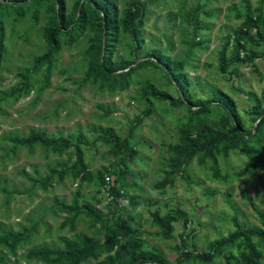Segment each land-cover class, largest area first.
<instances>
[{"label": "rangeland", "instance_id": "obj_1", "mask_svg": "<svg viewBox=\"0 0 264 264\" xmlns=\"http://www.w3.org/2000/svg\"><path fill=\"white\" fill-rule=\"evenodd\" d=\"M129 1L116 0L120 8ZM138 1L144 3L140 48L134 55L129 54L132 39L120 30L113 43L112 59L141 61L152 49H158L169 60L184 59L187 93L193 99L210 97L215 90L226 93L244 129L253 130V97L261 99L264 90L263 47L246 40L240 54L253 51L252 60L231 62L229 56L246 13L264 16V1ZM73 2L66 0L67 11ZM197 3L201 5L200 28L192 38L193 26L184 20V13ZM22 10L18 19L13 8H7L1 17L0 235L24 229L27 235L12 250L0 243L1 264H51L28 261L25 253L31 247L63 249L62 238L74 240L81 233L102 243L106 222L115 226L120 219L126 220L128 236L140 243V249L159 258L157 264H225L226 260L241 264L242 249L237 246L225 249L210 262L198 260L196 254L206 253L211 241L231 233L235 222L264 228V131L262 149L243 144L224 153L220 146H214L215 160L205 156L200 161L196 154L188 164L173 170L168 146L179 141L188 116L186 107L175 108L166 101L151 99L150 113L139 124L136 121L145 110L137 100L140 86L149 83L176 97L175 85L151 66L138 69L123 91L110 92L99 87L97 81H84V51L91 35L88 29L72 44L61 46L47 81L43 66L31 72L27 93H13L23 81V70L45 50V4H28ZM188 42L194 44L193 48ZM219 111L211 105L209 114L199 123L200 129H217ZM31 131L39 134L37 142L15 144L13 137H25ZM191 132L194 134V130ZM76 135L92 140L79 144L82 162L91 173L84 180L75 176L80 167L75 145L64 147L51 142ZM107 165L119 172L113 175L120 196L113 202L98 192L97 171ZM162 178L169 182L156 186ZM175 210L181 213L171 222V235L165 236L153 214L162 216ZM74 214L75 219L68 221ZM253 240L257 243L256 237ZM256 247V262L264 264V243ZM180 253L187 254L181 261ZM107 255L102 253L80 264H105ZM128 259L121 255L114 264H129Z\"/></svg>", "mask_w": 264, "mask_h": 264}, {"label": "trees", "instance_id": "obj_2", "mask_svg": "<svg viewBox=\"0 0 264 264\" xmlns=\"http://www.w3.org/2000/svg\"><path fill=\"white\" fill-rule=\"evenodd\" d=\"M65 2L66 0H0V61L4 51L1 17L4 15L5 10L13 8L15 17L18 19L23 15V6L44 3L47 14V23L42 30L45 50L42 54L33 58L31 67L23 70L21 73L23 81L16 86L13 93L21 91L27 93L30 88L29 76L31 72H36L43 66L44 80L47 81L52 71L54 57L60 51L61 46L63 44H72L81 33L88 29L91 35L84 51L87 57V65L83 77L84 81L89 79L93 82L97 81L99 87L106 88L110 92L116 90L123 91L129 87L130 79L138 69L151 66L161 70L168 83L175 85L174 88L178 93L176 97H172L169 93L156 89L149 83L140 86L137 100L144 104L145 110L136 121V124H139L140 120L150 113L149 106L151 99L166 101L170 106L175 108L186 107L188 116L181 126L179 141L168 146L170 154L168 158L169 166L173 170H179L185 164H188L196 154L199 155L200 161L204 160L205 156H211V159L215 160L213 157L214 146H220V150L224 153L243 144H254L256 147L262 149L264 90L261 99L253 97L254 105L251 108L250 114L252 115V120L256 121V125L253 130H245L241 124L240 117L236 113L233 100L226 93L215 90L210 97L198 99H193L187 93L185 75L182 71L185 64L184 59L169 60L158 49L147 51L141 61L138 59H112L113 43L117 40L120 30L126 32L132 39L133 45L129 50V54L134 55L136 50L140 48L143 2L130 0L126 7L120 8L116 0H74L69 11L66 10ZM200 9L201 5L197 3L191 11L184 13V20L193 26L192 38L197 36L200 28L198 20V11ZM246 40L262 45L264 51V16H261V14L258 17H254L249 12L246 13L235 34L232 52L229 56L231 62L253 59L255 55L253 51L246 52L244 55L240 54V50L243 49ZM188 45L190 48L194 46L192 42H188ZM223 54H221L222 57ZM211 105L220 108L217 114V129L203 131L200 129L199 123L203 121L204 116L209 114ZM133 128H130V134ZM191 130H194V134ZM39 138L40 136L37 132L31 131L28 136H15L13 140H15V144L26 146L37 142ZM51 142L59 143L64 147L70 144L75 145L77 162L80 164V167L75 172V176L80 177L81 180L90 178L91 173L88 172V168L82 162L79 144H88L92 140L88 141L81 135H76L74 138L61 136L57 141L51 140ZM122 146L127 149V144L124 141L122 142ZM105 174L119 175V172L115 171L112 165L102 167V170L97 171L99 186L102 184ZM168 182V179L162 178L155 185L163 187ZM111 194L113 195L112 202L115 201L117 196H120L119 189L114 184L111 187ZM179 213L181 211L175 210L167 212L162 216L158 213L153 214V219L162 228L165 236L171 235L173 229L171 222L178 218ZM67 219L72 222L75 219V214ZM234 226L235 229L226 237L211 241L208 244V251L206 253L196 254L197 259L210 262L225 249L237 246L242 249L240 253L241 264H257L256 258L259 253L256 245L264 243V228H249L238 222H235ZM104 227L105 237L102 243L90 239L87 235L81 233L74 240L62 238L63 249L31 247L25 253V259L28 261L40 260L51 264H80L87 258L108 253L104 258L105 264H114L115 258L121 255L128 256L129 264H145L147 262L157 264L159 261V258L153 253L140 249V243L128 236L130 229L125 219H120V223H116L115 226H110L106 222ZM26 235L27 231L25 229L18 233H4V235H0V243L12 250ZM254 237L257 238V243L254 242ZM123 239H125L124 242L121 241ZM111 251H113L112 255L109 254ZM186 255V253H180L179 261ZM1 261L2 258L0 257V264ZM225 264H231V262L226 260Z\"/></svg>", "mask_w": 264, "mask_h": 264}, {"label": "built area", "instance_id": "obj_3", "mask_svg": "<svg viewBox=\"0 0 264 264\" xmlns=\"http://www.w3.org/2000/svg\"><path fill=\"white\" fill-rule=\"evenodd\" d=\"M114 184V175L113 174H105L104 180L102 184L99 186V196L105 198L108 202L113 199V195L111 194V187ZM150 264V263H145Z\"/></svg>", "mask_w": 264, "mask_h": 264}]
</instances>
